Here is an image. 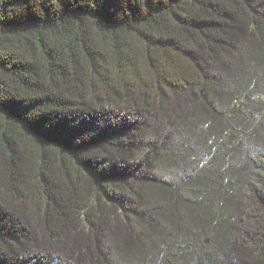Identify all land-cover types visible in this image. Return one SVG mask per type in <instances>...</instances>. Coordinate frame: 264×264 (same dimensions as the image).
Here are the masks:
<instances>
[{
  "label": "trees",
  "instance_id": "16d2710c",
  "mask_svg": "<svg viewBox=\"0 0 264 264\" xmlns=\"http://www.w3.org/2000/svg\"><path fill=\"white\" fill-rule=\"evenodd\" d=\"M0 264H264V0H0Z\"/></svg>",
  "mask_w": 264,
  "mask_h": 264
}]
</instances>
